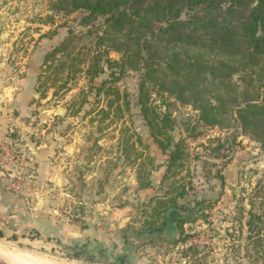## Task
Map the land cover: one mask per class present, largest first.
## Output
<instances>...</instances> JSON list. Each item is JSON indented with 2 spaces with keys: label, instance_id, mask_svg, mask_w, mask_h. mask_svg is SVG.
<instances>
[{
  "label": "rangeland",
  "instance_id": "obj_1",
  "mask_svg": "<svg viewBox=\"0 0 264 264\" xmlns=\"http://www.w3.org/2000/svg\"><path fill=\"white\" fill-rule=\"evenodd\" d=\"M54 2L0 0V125L9 124L0 145V187L24 214L0 210V264H10L8 256L21 264H264L260 141L236 115L222 125L203 123L195 103L171 92L173 77L164 82L156 74L147 88L149 106L170 116L168 136H159L170 144L163 152L140 106L147 68L141 60L126 69L108 63L123 60L113 48L128 40L124 30H110L105 17L84 22L86 12L57 11ZM164 28L166 22L153 25L156 34ZM190 29L182 32L201 45L209 40ZM72 33L87 38L45 64ZM106 37L107 43L99 39ZM105 51L93 78L86 60ZM234 81L243 86L239 76ZM181 145L190 158L164 180L170 154ZM147 182L151 187L141 190ZM180 185L187 188L178 199L188 220L184 234L172 223L162 233H139L156 216L159 205L150 206L151 199L158 192L166 199ZM147 190L153 193L140 195ZM42 214L45 224L38 226Z\"/></svg>",
  "mask_w": 264,
  "mask_h": 264
},
{
  "label": "trees",
  "instance_id": "obj_2",
  "mask_svg": "<svg viewBox=\"0 0 264 264\" xmlns=\"http://www.w3.org/2000/svg\"><path fill=\"white\" fill-rule=\"evenodd\" d=\"M54 1L57 11H84L87 14L84 22H94L105 17L110 30L115 33L124 30L128 40L122 43L123 46L113 48L122 52L123 60H108V63L126 69L128 65L136 68L137 62L141 60L147 68L140 86V106L152 130V136L163 152H168L170 144L159 136H168L165 130H169L170 116L168 113L159 115L149 106L150 95L147 88V81L156 74L164 82L173 77L170 87H174L176 92H171L179 100L195 103L200 108L203 123L209 126L222 125L236 115L244 131L260 141L264 147V0ZM224 5L229 6L224 10ZM199 9L203 10L204 16L199 18L197 15H188L189 12ZM184 14L188 16L185 21L182 20ZM155 22L168 24V28L162 29L164 35L154 32ZM189 27L196 32L203 31L209 40L202 39L201 45L197 39L182 32ZM93 34L90 31L88 36ZM165 36L171 38L167 41V46L162 44ZM86 38L74 36L72 33L65 44L46 57L45 64L49 62V58L68 50L71 44L73 47L75 42ZM99 39L106 42L107 37ZM159 48L164 50V56L157 54ZM104 53L106 51L88 57L86 61L89 62V74L94 73L95 64ZM204 54L212 55L214 59L205 60ZM74 57L75 54H72V59ZM162 61L166 62V68L157 66ZM122 71L123 74L124 70ZM171 72L172 76H168ZM99 73H94L93 78ZM237 76L243 84L242 87L234 81ZM181 77L183 81L179 79ZM103 89L112 88L104 86ZM170 157L164 180L173 176L177 167L186 166L190 154L181 145L171 152ZM151 185V182H147L140 189H148ZM186 189V185H180L173 194L166 192V199L161 198L158 192L149 203L150 206L159 205L154 208L158 209L156 216L151 221L144 222L139 233H162L172 223L177 225L180 234H184L188 220L180 215L179 210L183 205L178 199L186 195Z\"/></svg>",
  "mask_w": 264,
  "mask_h": 264
},
{
  "label": "crops",
  "instance_id": "obj_3",
  "mask_svg": "<svg viewBox=\"0 0 264 264\" xmlns=\"http://www.w3.org/2000/svg\"><path fill=\"white\" fill-rule=\"evenodd\" d=\"M23 112L25 113V108L23 109ZM25 115V114H24ZM9 124L6 125H0V145L2 143V141L5 138V135L7 133V128H8ZM45 169L42 168L41 171H44ZM153 193V190H147L145 192H142V194L140 193V195L142 196H149ZM23 206L21 204V202L11 196V194L5 192L4 190L1 189L0 187V210L6 213H12L15 214L16 217L18 219H23L24 218V214H23ZM43 216L40 217L39 223L37 222V225H44L45 224V218H44V214H42ZM72 236L74 238L79 237V232L75 229L72 228Z\"/></svg>",
  "mask_w": 264,
  "mask_h": 264
},
{
  "label": "bare ground",
  "instance_id": "obj_4",
  "mask_svg": "<svg viewBox=\"0 0 264 264\" xmlns=\"http://www.w3.org/2000/svg\"><path fill=\"white\" fill-rule=\"evenodd\" d=\"M8 255V254H7ZM25 256V255H24ZM4 257V256H3ZM3 257H1V258H3ZM6 261H8L10 264H21V263H19V262H17L15 259H13V258H11V257H5L4 258Z\"/></svg>",
  "mask_w": 264,
  "mask_h": 264
}]
</instances>
